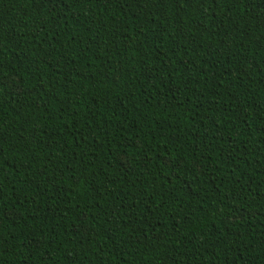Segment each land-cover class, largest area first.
I'll return each instance as SVG.
<instances>
[{
	"label": "trees",
	"instance_id": "16d2710c",
	"mask_svg": "<svg viewBox=\"0 0 264 264\" xmlns=\"http://www.w3.org/2000/svg\"><path fill=\"white\" fill-rule=\"evenodd\" d=\"M0 264H264V0H0Z\"/></svg>",
	"mask_w": 264,
	"mask_h": 264
},
{
	"label": "snow or ice",
	"instance_id": "6c2138e0",
	"mask_svg": "<svg viewBox=\"0 0 264 264\" xmlns=\"http://www.w3.org/2000/svg\"><path fill=\"white\" fill-rule=\"evenodd\" d=\"M2 86H4V85H0V87H2Z\"/></svg>",
	"mask_w": 264,
	"mask_h": 264
}]
</instances>
